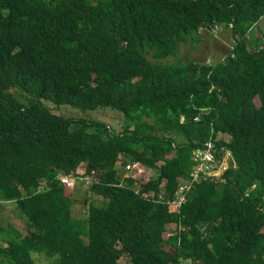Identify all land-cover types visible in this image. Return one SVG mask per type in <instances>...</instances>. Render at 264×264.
Returning a JSON list of instances; mask_svg holds the SVG:
<instances>
[{
  "label": "trees",
  "instance_id": "1",
  "mask_svg": "<svg viewBox=\"0 0 264 264\" xmlns=\"http://www.w3.org/2000/svg\"><path fill=\"white\" fill-rule=\"evenodd\" d=\"M263 17L264 0H0V199L26 219L0 226V239L13 231L0 264H35L32 251L57 264H264V38L251 35ZM214 26L233 40L217 60L164 61ZM46 99L110 107L123 126ZM208 141L219 160L229 152L225 182L192 177ZM135 162L155 176L125 170ZM71 172L91 179L84 218L59 179Z\"/></svg>",
  "mask_w": 264,
  "mask_h": 264
},
{
  "label": "rangeland",
  "instance_id": "2",
  "mask_svg": "<svg viewBox=\"0 0 264 264\" xmlns=\"http://www.w3.org/2000/svg\"><path fill=\"white\" fill-rule=\"evenodd\" d=\"M254 32L251 33L252 36H258L259 39L264 38V18L260 21L258 25L252 27ZM232 38L228 28L214 26L211 30L210 29H201L197 33V36L193 39H189L187 41H182L179 43V47L176 53L167 56L164 61L165 62H179L184 61L189 58L197 59V60H210L211 62L217 60V58L221 57L226 49H228L232 45ZM13 96L18 100H24L25 98L29 97L28 93H23L20 89H11L8 92V96ZM42 104L48 107L52 112L63 115V116H71L76 118H84V119H93L99 120L107 123L109 126L113 127L115 130H119L122 128V116L111 109L110 107H98L95 110H88L82 111L79 108H76L71 105L67 104H55L53 101L46 99L42 100ZM196 120V119H195ZM199 120V119H198ZM226 140L227 137L223 136ZM208 142H205L207 144ZM197 150V149H196ZM195 150V151H196ZM201 159V158H200ZM227 161V157L225 158V162ZM160 163V162H159ZM136 170V169H135ZM206 170V168L204 169ZM122 171L120 170L119 173ZM136 173L144 175V177L153 178L156 174L155 169L144 167L141 168L140 171L136 170ZM141 172V173H140ZM213 173L216 176H219L221 173V166L218 167L217 170L209 172ZM138 174V173H137ZM133 175L137 177L134 173ZM85 189L82 187V182H79V187L72 188L74 190L73 198H74V205H73V215L76 217L82 216L85 217L86 213V203L83 201V197L85 194ZM177 198V196H175ZM171 210H174V207L169 205ZM25 217L23 214L20 213L18 207L12 201H4L0 199V226H4L7 230H11L10 225L8 222L16 226L22 227L25 226ZM170 229H174L175 224L172 222L169 224ZM13 231H5V235L2 236L0 239V243L5 244L8 242L10 234ZM170 232L166 230L163 234L167 236ZM2 233H0V236ZM13 235V234H12ZM32 257L35 264H57L54 256L47 255L43 252H34L32 251ZM126 256H121L119 258L120 262L126 261Z\"/></svg>",
  "mask_w": 264,
  "mask_h": 264
},
{
  "label": "built area",
  "instance_id": "3",
  "mask_svg": "<svg viewBox=\"0 0 264 264\" xmlns=\"http://www.w3.org/2000/svg\"><path fill=\"white\" fill-rule=\"evenodd\" d=\"M196 120L199 119V116L195 118ZM227 157V161L225 162V158ZM229 152L225 150V154L222 157L221 160L216 158L215 156V148L212 142L208 141L207 144L204 145L203 148L197 149L195 151V159L198 160V164L194 166L192 177L195 180H201L203 178H211L216 183H222L226 181V176H224V173L229 168ZM201 158V159H200ZM221 166V173L219 176L214 175L213 173H209L212 171H215L218 169V167ZM143 166L139 162H135L132 164H127L125 166V170L132 169V170H138L140 171ZM206 168V170H204ZM60 182L65 185L66 188L72 189L77 187L79 182H82V184L87 185L91 183V179L89 176H77L75 173L71 172L68 174H60L59 175ZM189 185H186L184 183L179 184V190L180 192L182 190H185ZM138 189V187H137ZM136 189V190H137ZM143 196H146V193H143ZM176 197H173L171 200H168L167 203L171 207H174L177 209V207L181 204V202L184 200V196L181 193L176 194ZM163 196L158 195L157 198H162ZM170 209V208H169ZM174 209V210H175ZM171 210V209H170Z\"/></svg>",
  "mask_w": 264,
  "mask_h": 264
},
{
  "label": "crops",
  "instance_id": "4",
  "mask_svg": "<svg viewBox=\"0 0 264 264\" xmlns=\"http://www.w3.org/2000/svg\"><path fill=\"white\" fill-rule=\"evenodd\" d=\"M263 18H264V17H263ZM263 18H262L261 20H263ZM261 20H260V21H261ZM256 25H257V24H256ZM61 174H62V173H61Z\"/></svg>",
  "mask_w": 264,
  "mask_h": 264
}]
</instances>
